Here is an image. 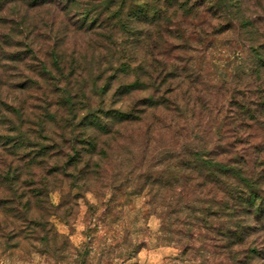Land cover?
I'll use <instances>...</instances> for the list:
<instances>
[{
  "label": "trees",
  "instance_id": "obj_1",
  "mask_svg": "<svg viewBox=\"0 0 264 264\" xmlns=\"http://www.w3.org/2000/svg\"><path fill=\"white\" fill-rule=\"evenodd\" d=\"M252 1L0 0V67L4 63L32 66L37 75L57 89L59 102L64 107L56 124L59 133L57 129L48 128L51 118L59 117L57 112L47 109L50 120L44 115L38 124V154L35 155L38 157V191L34 195L26 191L22 193L13 184L12 198L4 196L1 191L0 211L12 213L6 227L12 226L11 235L18 238L19 244L28 237L23 235L25 226L34 225L44 244L52 247L63 237V247L56 250L67 256L75 255L76 264H89L90 250L86 247L75 253L74 247L51 220L60 207L51 200L54 179L58 175L65 179L72 176L73 185L82 187L92 172L80 168L75 174L71 169H79L85 154L91 156L99 147L95 138L76 137L75 81L84 77L87 68L80 62L67 61L68 51L70 55L81 52L75 45L67 46L68 33L73 30L89 33L98 25L106 24L116 36L121 35L139 44L147 41L152 50L153 59L149 64L152 70L145 72L152 93L136 104L142 103L144 109L135 105L125 113L120 109H90L80 124L84 127L96 125L109 132L112 122L132 124L140 121L150 109L169 113L174 112L175 106L181 107L182 96L177 86L171 84L175 78H181V68L183 73H188L190 66L189 62L178 65L172 52L181 51V45L195 41L206 43L209 37L217 38L235 30H244L254 40L264 18H260L259 13L248 12L250 8L246 3ZM195 19L201 22L196 24ZM216 21L218 26L214 24ZM208 26L213 29L210 31ZM108 38L114 41L113 36ZM109 49L115 54L118 52L116 47ZM247 51L245 84L246 88H256L244 90L236 85L231 92L228 91L229 96L217 100L213 108L202 105L217 121L215 146L208 149L193 142H181L178 150L168 152L173 161L167 166L175 169L173 175H165L161 170H156L154 176L147 175L149 190L154 192L152 203L156 204L162 189L168 188L175 193L170 206H175L176 212L184 213L183 218L173 217L162 209L160 215L158 239L164 244H176L179 250L180 263L173 264H264V240L257 235L264 233V43H249ZM130 69L129 65L121 63L112 76L114 78L110 77L100 87L101 94L106 93L112 79L129 75ZM145 69L144 65H139L136 71L139 74ZM167 83L169 87L164 90L162 86ZM93 84L97 86V82L93 81ZM143 85V80L137 78L134 82H123L120 91L131 92ZM169 92L171 97L165 96ZM253 129L262 131V134L255 135ZM64 156H67L65 163L61 162ZM53 159L55 163L51 165ZM89 161L90 158L87 167H90ZM2 178L9 180V175ZM34 197L37 198L35 203ZM163 201L165 203L161 206L167 208L166 199ZM4 229L0 231V260L6 252L2 239L9 238ZM139 248L140 244H135V250Z\"/></svg>",
  "mask_w": 264,
  "mask_h": 264
},
{
  "label": "rangeland",
  "instance_id": "obj_2",
  "mask_svg": "<svg viewBox=\"0 0 264 264\" xmlns=\"http://www.w3.org/2000/svg\"><path fill=\"white\" fill-rule=\"evenodd\" d=\"M246 5L250 8L249 13H259L260 18H264V0H253ZM198 22H201L200 19H195V23ZM217 23L214 22L216 26ZM261 29H264V20L254 40L264 37ZM111 30L110 26L101 24L89 33L77 30L68 33L67 46L75 45L81 52L70 55L68 51L67 61L80 62L87 68L84 77L75 81L76 137L95 138L99 147L91 156L85 154L79 169H71L75 174L80 172V168L92 172L82 187L73 185L72 176L65 179L63 175H58L54 179L51 200L60 207L51 220L54 227L66 236L75 253L86 247L90 250L89 264L180 263L177 245L164 244L158 236L162 209L170 212L173 217L183 218L184 213L176 212L177 208L170 206L169 202L175 193L168 188L162 189L156 204H153L154 192L149 190L146 178L149 174L154 176L156 170L168 176L173 175L175 169L167 166L173 161V158L168 157V152L178 150L181 142H193L208 149L215 146L217 121L202 105L207 104L213 108L215 102L223 100L225 95L229 96L228 91L231 92L236 85L244 90L256 88H246L244 72L248 68L249 43L246 41H250L252 36L244 30H235L217 38L209 37L206 43L195 41L181 45L182 50L172 54L178 65L184 66L189 62V72L183 73L181 68V78H175L171 84L172 87L177 86L182 96L181 107L174 105V112L169 113L150 109L140 121L132 124L112 122V130L107 132L96 125L80 126L90 109H119L113 106L119 103L114 100L117 95L121 100L135 95L137 104L152 93L148 73H145L152 70L149 65L153 59L152 50L148 42L135 43L121 35L116 36ZM108 36H113L114 41L111 42ZM115 47L118 50L116 54L109 49ZM121 63L131 67L130 74L112 79L108 90L102 95L100 87L114 76ZM139 65H144L146 69L138 74L136 68ZM185 75L190 77L186 79ZM137 78H141L145 85L131 92L120 91L123 82H134ZM93 81L97 82L96 87ZM168 85L162 88L165 90ZM58 93L54 86L35 73L32 66L4 63L0 67V196L3 192L4 196L13 197L11 184L22 193L26 191L34 195L38 191V157L35 156L38 154V124L40 118L47 116L49 109L59 113V117L51 118V122L49 115L45 117L49 119L48 128L60 132L56 124L63 115L64 107L59 102ZM185 95L187 97L184 100ZM165 96L171 97V93H165ZM256 98L253 97L254 100ZM139 109L143 110L144 107ZM52 132L53 136H57ZM253 132L257 136L262 134V131L256 129ZM88 158L90 167L86 166ZM66 160L67 156H64L61 162L65 163ZM54 163L55 159L50 164ZM3 175H9V180L3 179ZM164 199L167 208L161 206L165 203ZM36 200L34 197V203ZM1 211L0 231L5 227L9 238L2 239L6 252L2 254L0 264L77 263L75 255L67 256L56 250L63 247L65 238H60L50 247L42 242L40 232L34 225L25 226L23 230L26 232L23 235L28 237L19 244L18 238L11 235L12 226L6 227L10 221L8 216L12 213ZM135 244H140L138 251L135 250Z\"/></svg>",
  "mask_w": 264,
  "mask_h": 264
},
{
  "label": "clouds",
  "instance_id": "obj_3",
  "mask_svg": "<svg viewBox=\"0 0 264 264\" xmlns=\"http://www.w3.org/2000/svg\"><path fill=\"white\" fill-rule=\"evenodd\" d=\"M261 31L264 32V29H261ZM246 43H253L254 45H259L260 43H264V37L257 38L254 41L253 40L246 41ZM114 100L119 101V103H116L113 106L116 108H119L121 113L131 111L133 108V105H135L137 108H140L143 106L142 104L136 105L135 95L129 96L123 100H121V97L117 95L116 97H114ZM257 235L259 236L260 239L264 240V233H258ZM249 243H251V241H249Z\"/></svg>",
  "mask_w": 264,
  "mask_h": 264
}]
</instances>
